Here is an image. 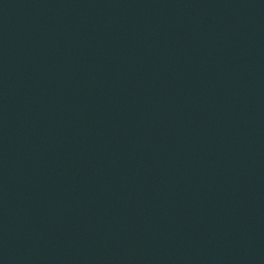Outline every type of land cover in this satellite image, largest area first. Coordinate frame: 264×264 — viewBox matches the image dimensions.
<instances>
[{"label": "water", "instance_id": "water-1", "mask_svg": "<svg viewBox=\"0 0 264 264\" xmlns=\"http://www.w3.org/2000/svg\"><path fill=\"white\" fill-rule=\"evenodd\" d=\"M0 264H264L204 173L38 0H0Z\"/></svg>", "mask_w": 264, "mask_h": 264}]
</instances>
